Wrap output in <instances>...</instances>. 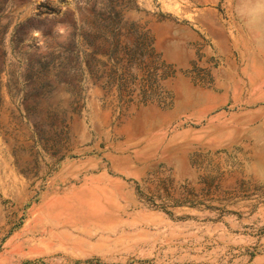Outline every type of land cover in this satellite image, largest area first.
Segmentation results:
<instances>
[{"label":"rangeland","instance_id":"374dc122","mask_svg":"<svg viewBox=\"0 0 264 264\" xmlns=\"http://www.w3.org/2000/svg\"><path fill=\"white\" fill-rule=\"evenodd\" d=\"M0 264H264V0H0Z\"/></svg>","mask_w":264,"mask_h":264},{"label":"trees","instance_id":"16d2710c","mask_svg":"<svg viewBox=\"0 0 264 264\" xmlns=\"http://www.w3.org/2000/svg\"><path fill=\"white\" fill-rule=\"evenodd\" d=\"M92 51H93V49H92ZM93 53H96L95 51H93Z\"/></svg>","mask_w":264,"mask_h":264}]
</instances>
